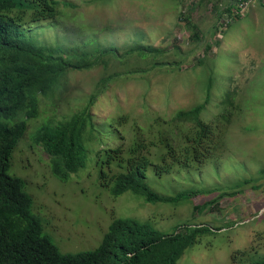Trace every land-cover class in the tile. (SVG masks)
Returning <instances> with one entry per match:
<instances>
[{"label": "rangeland", "instance_id": "obj_1", "mask_svg": "<svg viewBox=\"0 0 264 264\" xmlns=\"http://www.w3.org/2000/svg\"><path fill=\"white\" fill-rule=\"evenodd\" d=\"M59 1L58 25H33L44 29L43 44L64 48L82 45L93 55L98 47L112 46L122 54L139 44L151 46L165 55L167 63L162 68L167 71L154 75V85L147 95L145 86L127 84L128 88L118 94L119 106L115 101L98 104V115L107 125L99 140L83 137L88 150L85 167L78 172L84 174L83 178L71 182L52 178L45 150L41 145L29 146V139L33 140L37 130L51 120L47 116L68 112L64 100L49 114L27 122L8 173L27 180L34 213L43 218L44 234L50 235L63 251L76 252L97 246L113 218L148 223L160 232L182 225L204 226L210 232L188 247L176 264H251L253 250L258 255L254 259L264 257V2L258 0L244 17L220 31L222 36L217 40L219 31L213 27L222 6L214 11V4L220 0ZM187 21L198 26L202 41L191 40L195 30L187 26ZM207 45L212 49L207 51ZM134 53L138 56L139 49ZM200 59L204 62L197 65ZM139 62L143 63L140 59ZM89 71L69 74L67 98L72 107L78 104L75 99L87 93L91 83L106 70L100 67ZM85 73L83 77L74 75ZM209 86L210 96L200 113L201 120L210 122L218 116L227 90L235 92L238 106L225 107L232 110L233 116L219 165L215 158L163 176H156L149 169L146 184L153 192L179 196L169 203H147L132 192L111 197L112 184L103 186L97 163L99 151L118 145L117 135L107 127V120L127 116L120 128L127 143L134 136L132 129L146 126L145 119L168 120L179 110L203 104ZM145 104L149 107L146 115L142 109ZM36 205L41 212L36 213ZM53 229L63 237L60 242L52 234Z\"/></svg>", "mask_w": 264, "mask_h": 264}, {"label": "trees", "instance_id": "obj_2", "mask_svg": "<svg viewBox=\"0 0 264 264\" xmlns=\"http://www.w3.org/2000/svg\"><path fill=\"white\" fill-rule=\"evenodd\" d=\"M60 4L59 0H0V264H176L188 247L210 232L209 228L182 225L170 232H160L148 223L113 218L94 248L63 251L50 235L44 234L43 218L34 213V199L27 180L8 173L27 122L40 118L43 113L49 114L64 100L68 112L47 116L51 120L29 140L41 145L48 154L50 176L71 182L72 174L86 164L88 150L83 144L84 135L87 140H99L100 132L107 125L98 115V104L115 101L119 106L118 94L128 88L127 84H134L136 88L145 86L147 95L154 85V75L167 71L162 68L167 63L165 55L151 46L139 44L122 54L112 46L98 47L93 55L82 45L64 48L58 44H43L44 29L33 25L44 22L58 25ZM66 6L73 7L69 3ZM216 9L214 4V11ZM221 13L218 10L217 15ZM187 26L195 30L191 40L202 41L198 26L189 21ZM213 28L215 32L218 30V19ZM221 36L216 35V39L220 40ZM136 49H139L138 56H134ZM174 49L180 53L177 47ZM210 49L212 47L207 45L206 50ZM152 54H155L154 60ZM203 62L200 59L196 64ZM100 67L106 71L91 83L87 93L75 99L78 104L72 107L71 99L67 98L69 74L94 72ZM210 90L209 86L203 104L179 110L168 120L145 119L146 126L132 129L134 136L127 143L120 129L127 116L106 119L107 127L117 135L118 145L99 151L97 163L103 186L112 184L111 197L132 192L147 203H169L179 196L172 198L153 192L146 184L149 169L156 176H163L188 170L193 165L201 166L215 158L219 165L233 116L232 110L225 107L236 109L238 106L235 92L227 90L218 116L210 122L201 120L200 113L208 104ZM142 109L145 115L149 111L146 104ZM69 114L71 116L67 117ZM62 119L65 120L57 125ZM21 168L24 170L23 165ZM83 177L84 174L79 173V178ZM37 208L36 205V213L41 212ZM54 236L59 242L63 239ZM252 252L251 264H264V257L254 259L258 255L255 250Z\"/></svg>", "mask_w": 264, "mask_h": 264}, {"label": "built area", "instance_id": "obj_3", "mask_svg": "<svg viewBox=\"0 0 264 264\" xmlns=\"http://www.w3.org/2000/svg\"><path fill=\"white\" fill-rule=\"evenodd\" d=\"M257 1L258 0H230L229 6L221 7L220 11L222 12V16L218 21L217 31H219V33L217 36L220 37V31L225 29L227 26H230L235 21V19L244 17L248 13L249 9L254 6ZM259 1L264 2V0Z\"/></svg>", "mask_w": 264, "mask_h": 264}, {"label": "crops", "instance_id": "obj_4", "mask_svg": "<svg viewBox=\"0 0 264 264\" xmlns=\"http://www.w3.org/2000/svg\"><path fill=\"white\" fill-rule=\"evenodd\" d=\"M229 2H230V0H220L219 2H216L215 3V6L217 5V7H218V5H220L222 7H227V6H229ZM219 3H221V4H219ZM221 16H222L221 14L217 15L216 20H215V25L217 23V19L219 21V19H220Z\"/></svg>", "mask_w": 264, "mask_h": 264}, {"label": "clouds", "instance_id": "obj_5", "mask_svg": "<svg viewBox=\"0 0 264 264\" xmlns=\"http://www.w3.org/2000/svg\"><path fill=\"white\" fill-rule=\"evenodd\" d=\"M29 146H31V147H35L36 146V144L34 143V142H31L30 140H29ZM43 148V147H42ZM46 153V152H45ZM47 154V153H46ZM47 156H48V154H47ZM48 158H49V156H48ZM72 178H73V180H75V179H78L79 178V173H76V174H74V175H72ZM60 181V180H59ZM34 193V192H33ZM38 209V208H37ZM54 229H56V227L54 228ZM54 229L52 230V234H54V235H57V234H55V232H54ZM61 233V232H60ZM57 236H59V235H57ZM98 239V237L96 238V240ZM101 239V238H100ZM95 240V241H96ZM95 244V243H94Z\"/></svg>", "mask_w": 264, "mask_h": 264}, {"label": "bare ground", "instance_id": "obj_6", "mask_svg": "<svg viewBox=\"0 0 264 264\" xmlns=\"http://www.w3.org/2000/svg\"><path fill=\"white\" fill-rule=\"evenodd\" d=\"M4 72V71H3ZM127 225V224H126ZM39 235V234H38Z\"/></svg>", "mask_w": 264, "mask_h": 264}]
</instances>
